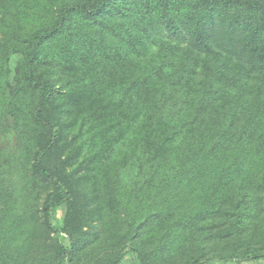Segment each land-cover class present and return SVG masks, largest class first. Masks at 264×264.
I'll list each match as a JSON object with an SVG mask.
<instances>
[{"label": "trees", "instance_id": "1", "mask_svg": "<svg viewBox=\"0 0 264 264\" xmlns=\"http://www.w3.org/2000/svg\"><path fill=\"white\" fill-rule=\"evenodd\" d=\"M0 264H264V0H0Z\"/></svg>", "mask_w": 264, "mask_h": 264}]
</instances>
